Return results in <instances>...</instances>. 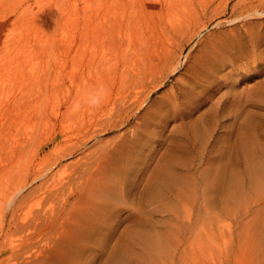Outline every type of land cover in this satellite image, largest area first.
Wrapping results in <instances>:
<instances>
[{"label":"rangeland","instance_id":"1","mask_svg":"<svg viewBox=\"0 0 264 264\" xmlns=\"http://www.w3.org/2000/svg\"><path fill=\"white\" fill-rule=\"evenodd\" d=\"M92 1L0 0L1 190L5 189L3 181L13 178L15 171L24 166L42 169L59 148L60 123L51 128L55 120L52 115L48 120L42 116L39 122L37 115L50 112L69 89L90 79ZM221 1L212 0L211 11L202 17L204 27L199 26L200 34L184 55L191 47H204L216 38L226 39L243 31L244 21L232 19L243 11L245 2L259 3L264 9V0ZM254 19L258 22L256 28L263 31L264 15ZM263 37L259 51L264 56ZM110 51L114 58V48ZM185 63L184 59L177 72L165 71V81L150 95L151 123L144 133L145 140L136 148V155L143 154L142 160L135 159V165L140 166L137 176L130 179L133 181H126L118 195L112 197H87L79 191L70 198L73 206L66 210L60 201L58 205L52 203L51 210L62 218L57 222L61 225L56 226L59 238L39 258L31 256L34 249H26L33 241L32 236L27 238L29 229L18 230L20 219L10 217L9 211L0 221V264H14L15 259H19L16 264H264V103L256 100L258 92L264 93V57L235 70V88H244L240 95L247 101L248 111L234 118L235 109L227 105L229 98L223 102L226 97L221 95L226 87L222 86L202 109L210 122L200 134L186 124L198 113L189 118L179 102L165 112L171 86L181 81ZM218 98L220 103H216ZM133 123L132 120L100 138L110 140L112 149L117 139L114 137L122 132L131 137ZM44 124L46 129L42 128ZM32 129L42 135L35 143L36 149L18 150L15 139ZM92 143L60 159L50 173H68L70 169L64 172L61 165L85 154ZM111 152L108 160L95 165L93 172L98 174L102 167L111 177L115 169L126 171L134 165L133 155ZM44 177H31L16 200L26 194L32 198L34 195L28 191ZM1 192L4 194V190ZM29 199L24 204L32 207L34 203L35 207L36 199L33 203L30 200L34 198Z\"/></svg>","mask_w":264,"mask_h":264},{"label":"bare ground","instance_id":"2","mask_svg":"<svg viewBox=\"0 0 264 264\" xmlns=\"http://www.w3.org/2000/svg\"><path fill=\"white\" fill-rule=\"evenodd\" d=\"M211 2L212 0H93L91 2L92 48L90 59L92 68L90 79L77 83L73 90L69 89L62 98L55 101L50 112H40L37 115L38 122L43 118L42 116L48 120L52 115L55 120L52 121L51 128L55 127L57 122L60 123L62 138L58 142L59 148L42 169L35 170L30 166H24L15 171L16 175L13 178L3 181L5 189H3L4 194L1 192L3 198L0 201V221L10 211V217L16 220L20 219L18 222L16 221L18 230L24 232L25 229H29L31 234H27V238L32 236L33 241L28 244L29 241L25 239V244L26 242L28 244L27 251L29 248L34 249L33 254L30 253L31 256L35 255L39 258L47 251L46 248L50 243L52 244L59 238L56 226L59 227L60 223L57 222L62 218L58 212L55 213L51 210L52 203L55 205L60 201L61 204L58 203L63 210H66L67 207L71 208L74 203L70 198L79 191L82 196L87 195V197H112L114 194L118 195L126 181H133L130 180L131 177L137 176L136 173L140 165L138 166L139 163L135 165L137 162L135 159L139 160L143 152L137 156L136 148L139 146L138 143L145 140L144 133L148 132L147 128L151 123L149 119L151 108L148 106L150 95L160 86V83L165 81L168 75L165 71L169 69L170 72H177L185 59L181 81L171 86L170 98L166 103L169 108L165 112H170L173 107L178 106L179 102L185 106L184 113L189 118L198 113L195 114L196 119L186 123L198 134L205 132L209 128L210 122L209 118L207 119L205 114H202V109L209 100L215 97L222 86L226 87V91L221 95L226 97L223 102L229 98L227 105L235 109L234 118L244 111H248L247 101L243 100L244 96L240 95L244 88L240 91L235 88V82L238 80L235 70L253 59L264 57L263 51H259L264 30L256 28L257 21L254 19L257 15H264V9L259 3L244 1L243 11L239 14L236 13L232 19V21H244L243 25L241 24L244 28L243 31L240 30L239 34L231 35L226 39L216 38L215 41L204 47L201 45L194 50L191 47L184 55L187 46L194 42L196 36L200 34L199 26L204 23L202 17L210 10V4L213 3ZM236 5L234 4V6ZM216 7L214 8L216 9ZM110 46L114 48L113 55L116 58L113 62H111L114 58H111L110 50L112 48ZM94 100L98 103L94 104ZM256 100L259 103H264V93L258 92ZM216 103H220L219 98ZM229 106L227 108H230ZM132 120L134 123L130 127L131 137L127 138L124 132L118 136L115 135L114 139H117L113 141L112 149H109L111 147L110 140H102L100 137L115 128L127 125ZM46 126L44 124L42 128L46 129ZM41 136V131L32 129L15 139V145L21 151L31 149L35 147V143ZM90 141L91 143L93 141L92 146L90 145L91 147L86 149L85 154L73 162L61 165L64 172L68 168L70 169L68 173L60 175H57V172L50 173L51 168L56 166L60 159L72 155L75 149L82 148ZM247 144V142L244 143L245 146ZM111 150L120 156L125 154L132 157L133 155L134 165L128 170L125 169L126 171L115 169L111 177L109 171L102 167L97 168L98 174L93 172L95 165L100 160H108V156H111L112 153ZM249 153L251 154V149L247 154L249 155ZM144 155L147 157L149 154L146 152ZM43 175H45L44 179L39 184L36 183L37 186H31L32 190L28 191L34 195H31L34 200L26 197L27 194L16 200L18 194L30 183L31 177L36 180L41 176L43 178ZM1 189L0 191H3ZM26 198L32 201L30 203L35 202L36 199V206L33 207L34 203L32 207L26 206L24 204ZM28 203L27 205H29ZM48 205L50 207L46 208ZM14 229L19 232L15 227ZM60 231L59 233H61ZM23 232L18 234L21 235ZM9 239L11 238L9 237ZM20 247L23 248V246ZM16 252L20 251L17 249ZM22 253L24 254V252ZM15 254L12 255L15 256ZM2 259L6 260V258ZM18 260L15 259L16 263L19 262ZM25 262L24 264H26Z\"/></svg>","mask_w":264,"mask_h":264},{"label":"clouds","instance_id":"3","mask_svg":"<svg viewBox=\"0 0 264 264\" xmlns=\"http://www.w3.org/2000/svg\"><path fill=\"white\" fill-rule=\"evenodd\" d=\"M93 103H94V104H95V103H98V101H95V100H94Z\"/></svg>","mask_w":264,"mask_h":264}]
</instances>
